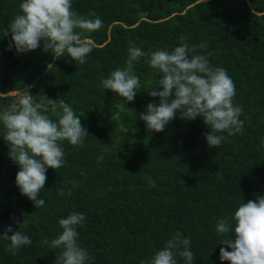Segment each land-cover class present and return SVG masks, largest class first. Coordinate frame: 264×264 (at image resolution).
Segmentation results:
<instances>
[{
  "label": "trees",
  "instance_id": "1",
  "mask_svg": "<svg viewBox=\"0 0 264 264\" xmlns=\"http://www.w3.org/2000/svg\"><path fill=\"white\" fill-rule=\"evenodd\" d=\"M22 2L0 0V92H10L0 109L28 91L56 120L47 98L63 99L89 134L82 146L62 142L64 165L47 170L39 195L46 203L35 208L15 183L19 167L0 124V235L11 226L32 240L12 255L0 238V264H56L60 249L44 241L62 234L58 222L73 211L85 215L77 231L88 264H141L174 236L191 238L193 264H230L219 258L221 247L231 249L220 244L228 237L217 222L227 217L234 226L238 206L264 195V0H72L78 15L103 21L84 33L93 44L84 64L45 52L43 41L27 53L9 49ZM182 36L190 46L208 45L197 53L227 71L243 109L242 134L216 148L207 145L202 117L177 113L161 132L139 119L148 103H159L147 93L161 76L148 56L134 62L141 82L134 101L101 86L125 67L129 40L150 53L174 50Z\"/></svg>",
  "mask_w": 264,
  "mask_h": 264
},
{
  "label": "clouds",
  "instance_id": "2",
  "mask_svg": "<svg viewBox=\"0 0 264 264\" xmlns=\"http://www.w3.org/2000/svg\"><path fill=\"white\" fill-rule=\"evenodd\" d=\"M19 8L20 14L10 24L13 43L9 49L14 46L18 53H27L40 47L43 41L45 52L51 49L56 57L67 53L79 64L86 63L93 44L83 38L84 33L101 29L103 21L100 18L78 15L73 11L72 0H23ZM187 39L182 36L180 46L174 50L158 49L150 53L129 40L125 67L111 71L107 78L101 80V86L127 102L134 101L141 89L134 62L148 56L149 65L158 69L161 76L147 93L151 97H159V103H148L139 119L146 123L147 129L161 132L177 113L185 120L202 117L209 129L204 134L207 145L216 148L228 137L242 134L244 121L240 116L243 109L234 103L236 86L227 71L213 67L206 55L197 53V47L206 49L208 45L202 42L198 46H190ZM8 94L10 92H0V97ZM47 104L56 120L47 114L48 109L43 103L33 100L28 91L0 109V124L5 130L3 139L9 146V157L19 167L15 183L35 208L46 203L39 195L47 182V170H56L64 165L62 142L82 146L89 134L81 117L63 99L47 98ZM225 132L227 136L218 134ZM58 194L64 195L62 190ZM233 219L234 226L227 217L220 218L216 225V231L228 237L220 244L231 249L228 251L221 247L220 260L230 261V264H264V195L241 203ZM84 221L83 213L73 211L58 222L62 234L50 242L44 241L51 249H60L56 264H88L91 260L87 250L78 243L77 229L83 226ZM23 223L25 221L19 226ZM0 238L10 241L12 255H16L22 245L32 243L29 236L19 230L13 231L11 226ZM191 243L190 237L174 236L141 264H178L177 257L183 258L184 264H193L196 257L190 250Z\"/></svg>",
  "mask_w": 264,
  "mask_h": 264
},
{
  "label": "built area",
  "instance_id": "3",
  "mask_svg": "<svg viewBox=\"0 0 264 264\" xmlns=\"http://www.w3.org/2000/svg\"><path fill=\"white\" fill-rule=\"evenodd\" d=\"M12 94H14V93H12Z\"/></svg>",
  "mask_w": 264,
  "mask_h": 264
}]
</instances>
